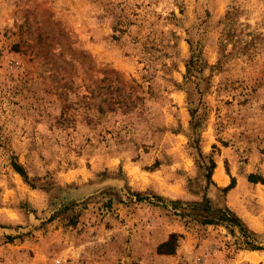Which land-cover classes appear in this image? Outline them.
Listing matches in <instances>:
<instances>
[{"label": "rangeland", "instance_id": "374dc122", "mask_svg": "<svg viewBox=\"0 0 264 264\" xmlns=\"http://www.w3.org/2000/svg\"><path fill=\"white\" fill-rule=\"evenodd\" d=\"M0 264H264V0H0Z\"/></svg>", "mask_w": 264, "mask_h": 264}, {"label": "trees", "instance_id": "16d2710c", "mask_svg": "<svg viewBox=\"0 0 264 264\" xmlns=\"http://www.w3.org/2000/svg\"><path fill=\"white\" fill-rule=\"evenodd\" d=\"M191 62V61H190ZM192 63V62H191ZM11 165H12V167H13V169L17 172V173H19L22 177H24V179H26L27 180V175H26V172L24 171V169H23V167L19 164V163H17L16 161H15V158L14 157H12V161H11ZM211 169H213L214 168V163L213 162H211V167H210ZM250 177H252V179H253V176H250ZM253 182H259V180H252ZM263 182V181H262ZM227 190V188L226 189H224V191H226ZM206 202H208L207 200H206ZM206 208H207V211H210V207H208L207 205H206ZM218 212H222V211H219L218 210ZM227 212V211H226ZM226 212H223V213H226ZM232 215V214H231ZM235 216H232L231 217V219L232 220H237L238 221V219L235 217ZM207 223V222H206ZM208 223H209V221H208ZM178 237H179V235H177V234H175V233H172V234H170L169 235V237H168V239L167 240H165L164 242H162L161 244H159L158 245V248H157V253L158 254H161V255H171V254H174L175 253V251H176V247H177V241H178ZM248 244L250 243V242H247ZM251 244V243H250ZM254 248V247H253Z\"/></svg>", "mask_w": 264, "mask_h": 264}, {"label": "bare ground", "instance_id": "6f19581e", "mask_svg": "<svg viewBox=\"0 0 264 264\" xmlns=\"http://www.w3.org/2000/svg\"><path fill=\"white\" fill-rule=\"evenodd\" d=\"M219 175H220V173H219V171H218L217 174H216V179H218V180L220 179V178H219Z\"/></svg>", "mask_w": 264, "mask_h": 264}]
</instances>
